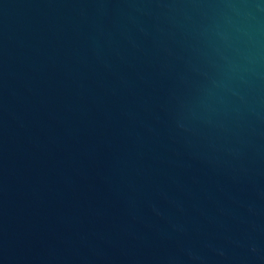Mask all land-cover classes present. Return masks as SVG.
<instances>
[{"label": "water", "instance_id": "obj_1", "mask_svg": "<svg viewBox=\"0 0 264 264\" xmlns=\"http://www.w3.org/2000/svg\"><path fill=\"white\" fill-rule=\"evenodd\" d=\"M0 264H264V0H0Z\"/></svg>", "mask_w": 264, "mask_h": 264}]
</instances>
